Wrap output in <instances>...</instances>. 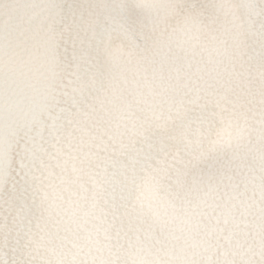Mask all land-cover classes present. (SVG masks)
Listing matches in <instances>:
<instances>
[{"label":"snow or ice","instance_id":"6c2138e0","mask_svg":"<svg viewBox=\"0 0 264 264\" xmlns=\"http://www.w3.org/2000/svg\"><path fill=\"white\" fill-rule=\"evenodd\" d=\"M0 264H264V0H0Z\"/></svg>","mask_w":264,"mask_h":264}]
</instances>
